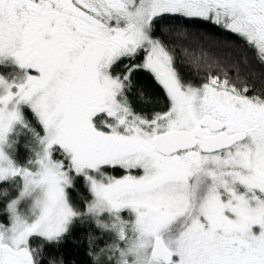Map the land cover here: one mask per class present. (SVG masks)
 Returning <instances> with one entry per match:
<instances>
[{
    "label": "snow or ice",
    "instance_id": "obj_1",
    "mask_svg": "<svg viewBox=\"0 0 264 264\" xmlns=\"http://www.w3.org/2000/svg\"><path fill=\"white\" fill-rule=\"evenodd\" d=\"M0 264H264V0H0Z\"/></svg>",
    "mask_w": 264,
    "mask_h": 264
},
{
    "label": "trees",
    "instance_id": "obj_2",
    "mask_svg": "<svg viewBox=\"0 0 264 264\" xmlns=\"http://www.w3.org/2000/svg\"><path fill=\"white\" fill-rule=\"evenodd\" d=\"M219 39H224V40H229L232 39L231 36H220L218 33L216 34ZM215 56L219 57L223 62H227V57L231 55L230 51L228 48H219L215 49ZM198 55V53H195L189 50L188 55H184L180 49L178 48L176 51V58H177V67L180 69L182 75L185 77V79H192L194 82L199 83L200 81L195 77L194 71L190 70L193 68V65L191 64V60ZM183 61V63H181ZM257 72L261 71V69L257 68ZM146 91L148 92L149 95L152 96H158L162 95L161 90L159 89L158 86H156L154 83L147 82L146 83ZM133 102L137 103L135 100V96H133Z\"/></svg>",
    "mask_w": 264,
    "mask_h": 264
}]
</instances>
